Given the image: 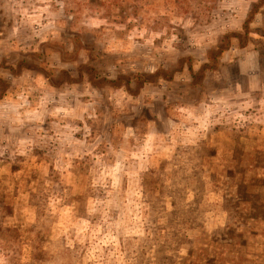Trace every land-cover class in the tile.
I'll return each mask as SVG.
<instances>
[{"label":"rangeland","instance_id":"obj_1","mask_svg":"<svg viewBox=\"0 0 264 264\" xmlns=\"http://www.w3.org/2000/svg\"><path fill=\"white\" fill-rule=\"evenodd\" d=\"M185 58L194 72L171 83L121 81ZM63 72L76 82L61 89ZM0 88V115L28 128L0 139V264H264V13L0 0Z\"/></svg>","mask_w":264,"mask_h":264},{"label":"clouds","instance_id":"obj_2","mask_svg":"<svg viewBox=\"0 0 264 264\" xmlns=\"http://www.w3.org/2000/svg\"><path fill=\"white\" fill-rule=\"evenodd\" d=\"M38 2L47 5L49 0H38ZM236 3H237V15L240 17L241 21L246 16H252L254 18L255 15L264 13V0H236ZM25 23H27V21H25ZM178 23L182 24L184 29L191 28L195 30L198 28L196 18L193 15L182 17L180 21H178ZM186 43H187V39H185L184 41L177 42V47L180 49L181 53L184 51V47ZM162 78H164L163 72L161 73L160 77H157V79H162ZM192 87L193 88L197 87V84L194 82ZM6 93H7L6 88H0V96H4L6 95ZM198 99L199 97L195 92H192L188 95V101H198ZM170 102H177V98L172 97ZM8 107H15V106L10 103ZM160 107L161 109L165 107L163 102H161ZM8 120H12L17 123L11 127H6ZM23 123L24 122L20 119V116L17 112L0 115V139L3 138V133L5 130H7L9 135L13 137L27 134L28 128L20 126ZM0 155H3V152H0Z\"/></svg>","mask_w":264,"mask_h":264},{"label":"trees","instance_id":"obj_3","mask_svg":"<svg viewBox=\"0 0 264 264\" xmlns=\"http://www.w3.org/2000/svg\"><path fill=\"white\" fill-rule=\"evenodd\" d=\"M246 34L244 37L240 36V35H234V36H229V38H235V39H238L241 40V43L245 46V44H247V40L248 38H246ZM246 38V40L244 41V39ZM230 45H227L226 47H224L223 50H227L230 46ZM216 58V62L219 60L220 57L215 56ZM189 63L190 65H188V69L190 70V72H194V63H195V59L193 58H185V59H182L180 61V64L178 65L177 68H175L174 70H160L157 74L155 75H151V76H145V75H136L134 76L133 78H121V81L124 79V80H127L128 82H131L134 78L135 80H137L139 83L138 86L140 89H143L144 87H147L149 85H153L154 83H157L159 81V79H157V77H160L161 73L163 72L164 73V78H162V80H165L167 81L168 83H171L173 82L174 80V77L176 76V74L182 72L185 68V64ZM192 64V65H191ZM81 70H85L89 73V76H90V79H91V82L93 84L94 87H102L103 85L104 86H109V85H113V86H116V87H119V83H115V82H112V81H109L107 79H101L99 76V74L97 73V70H95L94 68L92 67H88V66H81L80 68ZM208 70V68L206 67H203L202 68V72ZM198 79V83L197 85H200L201 82H203L204 78H205V75L201 74V75H195ZM123 80V81H124ZM74 82H76L75 79H73L71 77V75H69L68 73L66 72H63L61 74V77L58 79V80H55L53 81V83L55 84V87H58V88H61V89H64L66 86H69V85H72ZM77 82H80L79 80H77Z\"/></svg>","mask_w":264,"mask_h":264}]
</instances>
